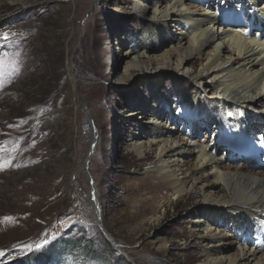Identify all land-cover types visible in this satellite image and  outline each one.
<instances>
[{
    "label": "rangeland",
    "instance_id": "374dc122",
    "mask_svg": "<svg viewBox=\"0 0 264 264\" xmlns=\"http://www.w3.org/2000/svg\"><path fill=\"white\" fill-rule=\"evenodd\" d=\"M126 3L0 0V34L10 37L0 39L6 61L0 76V264L29 260L53 240L72 237L109 246L112 255L105 248L102 261L114 256L127 264H202L203 245L190 223L201 198L187 205L153 180L146 182L154 158L141 160L127 148L138 120L129 114L144 100L169 121L175 117L181 135L192 130L201 144L214 138L217 121L193 120L189 90L170 72L158 80L137 69L129 82H116L124 63L110 62L114 40L125 38L134 47L130 41L141 28ZM217 155L228 158L223 148ZM256 162L247 161L253 171ZM96 198L105 201L104 210Z\"/></svg>",
    "mask_w": 264,
    "mask_h": 264
},
{
    "label": "bare ground",
    "instance_id": "6f19581e",
    "mask_svg": "<svg viewBox=\"0 0 264 264\" xmlns=\"http://www.w3.org/2000/svg\"><path fill=\"white\" fill-rule=\"evenodd\" d=\"M236 3L231 0L227 10L212 0H127L141 28L130 41L134 47L125 38L111 47L110 62L124 63L114 76L117 83L129 82L137 69L158 80L170 72L189 90L193 120L217 121L214 138L201 144L192 130L181 135L175 117L169 121L144 100L129 114L138 120L127 148L141 160L154 158L146 182L153 180L187 205L201 198L190 223L203 245L202 264H264V0ZM256 131L259 139L245 140ZM222 148L227 159L217 155ZM233 152L243 160L236 161ZM247 161H257V171ZM96 200L104 210L105 201ZM91 207L96 215L97 206ZM107 237L115 243L108 232Z\"/></svg>",
    "mask_w": 264,
    "mask_h": 264
},
{
    "label": "trees",
    "instance_id": "16d2710c",
    "mask_svg": "<svg viewBox=\"0 0 264 264\" xmlns=\"http://www.w3.org/2000/svg\"><path fill=\"white\" fill-rule=\"evenodd\" d=\"M97 242V241H95ZM75 245V250L73 253H70V248ZM82 246V248H81ZM95 243L91 240H80L78 238L72 237L71 240L67 242H61L58 239L53 240L43 251L36 253L29 260H24L18 264H127V262L122 257L115 258L111 256L104 260L102 255L104 254L105 248L109 250V256L112 255V250L109 246L104 247H94ZM104 250V251H102ZM81 252L80 255L83 257V260H80L76 253ZM96 256L98 258H96ZM69 258H72V261H68Z\"/></svg>",
    "mask_w": 264,
    "mask_h": 264
},
{
    "label": "snow or ice",
    "instance_id": "6c2138e0",
    "mask_svg": "<svg viewBox=\"0 0 264 264\" xmlns=\"http://www.w3.org/2000/svg\"><path fill=\"white\" fill-rule=\"evenodd\" d=\"M10 37H9V34L8 33H2L0 34V39H3V40H8ZM4 56L6 57L7 54L5 53ZM5 59L0 57V76H2L4 73H3V67L5 65ZM13 70L18 72L19 71V66L18 64L14 63L13 64ZM6 219H10V218H6Z\"/></svg>",
    "mask_w": 264,
    "mask_h": 264
},
{
    "label": "water",
    "instance_id": "95a60500",
    "mask_svg": "<svg viewBox=\"0 0 264 264\" xmlns=\"http://www.w3.org/2000/svg\"><path fill=\"white\" fill-rule=\"evenodd\" d=\"M116 247V249H118L119 247L118 246H115Z\"/></svg>",
    "mask_w": 264,
    "mask_h": 264
},
{
    "label": "built area",
    "instance_id": "2783aa9c",
    "mask_svg": "<svg viewBox=\"0 0 264 264\" xmlns=\"http://www.w3.org/2000/svg\"><path fill=\"white\" fill-rule=\"evenodd\" d=\"M85 125H88V123H86Z\"/></svg>",
    "mask_w": 264,
    "mask_h": 264
}]
</instances>
